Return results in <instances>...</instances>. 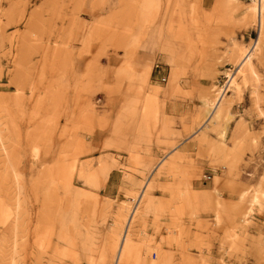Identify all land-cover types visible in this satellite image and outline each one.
Returning a JSON list of instances; mask_svg holds the SVG:
<instances>
[{
  "label": "rangeland",
  "instance_id": "rangeland-1",
  "mask_svg": "<svg viewBox=\"0 0 264 264\" xmlns=\"http://www.w3.org/2000/svg\"><path fill=\"white\" fill-rule=\"evenodd\" d=\"M259 2L0 0V264H264Z\"/></svg>",
  "mask_w": 264,
  "mask_h": 264
},
{
  "label": "bare ground",
  "instance_id": "bare-ground-1",
  "mask_svg": "<svg viewBox=\"0 0 264 264\" xmlns=\"http://www.w3.org/2000/svg\"><path fill=\"white\" fill-rule=\"evenodd\" d=\"M259 1H260L259 2V10H260V13H261V16H262V14L264 12V0H259ZM255 7H256V4H255ZM258 42H259V40L257 41L256 45L253 43L254 46H256V49H257ZM254 51H255V49H254ZM238 54H239V57H238V59H239L238 60V62H239L238 70H237L235 75H228V80L226 81V83H225V85L223 87L224 89L220 90V92L218 93L217 102L218 101L220 102L223 99L224 95L229 93V92H231V91L233 92V94L237 95L239 93V84L237 82V77H240L241 81H244L245 72L246 71H252V63H251L252 53L247 51V50H243V51H240V53H238ZM214 102H216V101L214 100ZM207 111H209V110H207ZM206 115H207V113H206ZM141 197H142V193L137 198V203L139 202ZM134 209L135 208H133V210ZM133 212L131 213V215H129V217H128L126 223H125V227H124V229L122 231V234L120 236V240L118 241V243H116L117 239L114 240V243L112 242L114 247H115V259L113 261L114 262L113 264H119V262L121 261L120 257H121V253L123 251V248L126 247V244H127L128 230H129V225L131 223V219L133 217V215H132ZM136 263H139L138 259L136 260ZM151 264H158V263L157 262H152Z\"/></svg>",
  "mask_w": 264,
  "mask_h": 264
},
{
  "label": "crops",
  "instance_id": "crops-1",
  "mask_svg": "<svg viewBox=\"0 0 264 264\" xmlns=\"http://www.w3.org/2000/svg\"><path fill=\"white\" fill-rule=\"evenodd\" d=\"M177 152V151H176ZM113 171L112 172H110V174H109V176H108V178H107V182H106V184H107V187L108 188H110V185H111V183H112V181H113Z\"/></svg>",
  "mask_w": 264,
  "mask_h": 264
},
{
  "label": "built area",
  "instance_id": "built-area-1",
  "mask_svg": "<svg viewBox=\"0 0 264 264\" xmlns=\"http://www.w3.org/2000/svg\"><path fill=\"white\" fill-rule=\"evenodd\" d=\"M155 68H158V66L156 65ZM158 74H160V71L158 72ZM160 81L161 82H165L166 81V78L164 76H161L160 77ZM204 179L209 180L210 178L207 177V176H204ZM153 257H155V256L153 255Z\"/></svg>",
  "mask_w": 264,
  "mask_h": 264
}]
</instances>
